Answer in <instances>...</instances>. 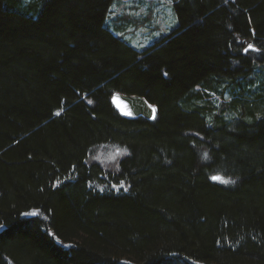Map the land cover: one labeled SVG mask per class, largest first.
<instances>
[{"label": "trees", "instance_id": "1", "mask_svg": "<svg viewBox=\"0 0 264 264\" xmlns=\"http://www.w3.org/2000/svg\"><path fill=\"white\" fill-rule=\"evenodd\" d=\"M170 1L0 0V264H264V0Z\"/></svg>", "mask_w": 264, "mask_h": 264}, {"label": "rangeland", "instance_id": "2", "mask_svg": "<svg viewBox=\"0 0 264 264\" xmlns=\"http://www.w3.org/2000/svg\"><path fill=\"white\" fill-rule=\"evenodd\" d=\"M105 18L104 25L114 35L121 37L131 47L140 51L152 45L157 39L168 34L176 28L177 19L171 6L170 0H116ZM27 4H23L22 10L31 16H36V12L25 9ZM131 13L133 16L141 18L143 22L140 26H130L125 32H121L116 27L119 25V14ZM214 179V178H213ZM218 180V179H214Z\"/></svg>", "mask_w": 264, "mask_h": 264}, {"label": "water", "instance_id": "3", "mask_svg": "<svg viewBox=\"0 0 264 264\" xmlns=\"http://www.w3.org/2000/svg\"><path fill=\"white\" fill-rule=\"evenodd\" d=\"M249 45H251V48ZM246 48L256 51L255 47L252 46L251 40L248 41ZM111 102L120 114L126 118L143 116L150 119L153 115L152 107L141 96L115 93L111 97Z\"/></svg>", "mask_w": 264, "mask_h": 264}, {"label": "snow or ice", "instance_id": "4", "mask_svg": "<svg viewBox=\"0 0 264 264\" xmlns=\"http://www.w3.org/2000/svg\"><path fill=\"white\" fill-rule=\"evenodd\" d=\"M249 47L251 48V45H249ZM245 51L247 52L248 49H245ZM57 114H59V113H57ZM214 179H219V177H214Z\"/></svg>", "mask_w": 264, "mask_h": 264}]
</instances>
